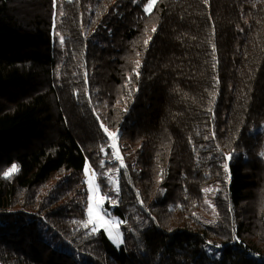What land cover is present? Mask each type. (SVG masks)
<instances>
[{"label":"trees","instance_id":"1","mask_svg":"<svg viewBox=\"0 0 264 264\" xmlns=\"http://www.w3.org/2000/svg\"><path fill=\"white\" fill-rule=\"evenodd\" d=\"M146 3L0 0V264H264V0Z\"/></svg>","mask_w":264,"mask_h":264},{"label":"rangeland","instance_id":"2","mask_svg":"<svg viewBox=\"0 0 264 264\" xmlns=\"http://www.w3.org/2000/svg\"><path fill=\"white\" fill-rule=\"evenodd\" d=\"M115 143H116L115 153L118 154L120 156V158L122 159V161H123V156H122V154L120 152L119 145H118V140L117 139L115 140ZM112 144H113V140H112ZM111 150L114 153V150L112 148V145H111ZM112 162L113 163H116L118 165V167H120V160H117L116 159V155L115 154H113ZM123 164H124V162H123ZM86 176H87L86 182L89 179H91L92 180V183H93V187L98 186V192H95V191L90 190L89 185H88V188H89V191H90V197L92 198V199H90L89 204H92L93 201L98 198L99 199V202L102 205V209H94V214L95 213H99V216H101L103 218V220L109 222L108 224H101V223L98 222L97 225H95L96 226V231L95 232H97V231H104L107 234V236L110 238V240L112 242H113V240H118L119 241V246H117V244L114 243V242H113V244L116 245L117 247H120L123 244V236H122V233H121V230H120L121 224L120 223L119 224H116V225L112 224L111 221H119V219L116 218L115 216L110 215L111 212L115 211L116 206H117V202L114 201V200H111L110 201V203H109L110 210L107 212L108 215H105L104 214L105 213V204H106L107 198H105L101 194L100 187H99V185L97 183V180H96V174L93 172V170L90 167H88V174ZM106 176L108 178V181H109L110 187L112 189V192L113 193H118L116 191V188L117 187L119 188V182H118V179H119V171L118 172L115 171V170L106 171ZM110 177H111V179H109ZM112 181H115V183H113ZM93 227H94V225L92 223H88V227H87L88 229L92 230ZM106 228L111 229V231H112L111 237L109 236L108 231L105 230ZM117 232H119V237H117Z\"/></svg>","mask_w":264,"mask_h":264},{"label":"snow or ice","instance_id":"3","mask_svg":"<svg viewBox=\"0 0 264 264\" xmlns=\"http://www.w3.org/2000/svg\"><path fill=\"white\" fill-rule=\"evenodd\" d=\"M156 3H157V0H147V3H146V5H145V7H144V11H145L146 13H150L151 10H152V8L156 5ZM205 3H207V0H205ZM53 4H54V6H55V0H53ZM63 14H64V13L61 11V12H60V15L63 16ZM152 31L155 32L156 29L153 28ZM150 39H151V37H149V40H150ZM60 43H61V44L64 43V39H63L62 36L60 37ZM147 43H148V41L146 40V41H145V44H147ZM213 51H215V46H213ZM138 64H139V62L137 61V65H138ZM130 79H131V78H130ZM214 98H215V96H214V94H213V99H214ZM209 111H211V109H209ZM98 119H99V118H98ZM100 127L103 128V130H104V132L107 134V136H108L111 140H113V144H112V148H113V150H114V153H113V154L116 155V159H117V160H120V167H121V168L125 167V165L123 164V161H122V159L120 158V156H119L118 154L115 153V149H116V143H115V140L118 138L119 133H118V132H115V133H114V132L109 131V130H108V129H107L102 123H101ZM206 138H207V137H206ZM101 151H103V149H101ZM228 158L230 159V156H229ZM103 166H104V165H103V162H101V167H103ZM223 168H224V171H225V172H228V170H229V165H228L227 163H225V164H223ZM18 170H19V169H18V166H17L16 164H12L11 167H10L7 171H4V172H3V176H4V178H6V179L11 178V176H12L14 173H16ZM84 171H85V175H87V174H88V165L85 166ZM109 171H112V169H109ZM116 171L118 172L119 169H116ZM109 179H111V177H110ZM112 182L115 183V181H112ZM87 183H88V185H89L90 190L95 191V192H98V186L93 187V183H92V180H91V179H89V180L87 181ZM116 191L119 192V188H118V187L116 188ZM204 191H205V192H208V191H210V189H204ZM89 199H92V198L89 197ZM86 209H87V212H88V222L83 224V226H84L85 228L88 227V223H92V224L94 225V227L92 228V231L95 232V231H96V226H95V225H97L98 222L101 223V224H108V223H109L108 221L103 220V218H102L101 216H99V213H95V214H94V209H102V205H101V203L99 202V199H98V198H97L96 200H94L92 204H86ZM104 214H105V215H108L107 212H105ZM111 223L114 224V225H116V224H119L120 222H119V221H111ZM105 230L108 231L109 236L111 237V235H112V231H111V229L106 228ZM117 237H119V232H117ZM113 242L116 243L117 246H119V241H118V240H113ZM209 243H210V242H209ZM216 247H220V246H219V245H216Z\"/></svg>","mask_w":264,"mask_h":264}]
</instances>
